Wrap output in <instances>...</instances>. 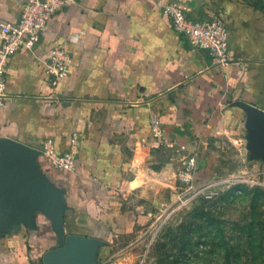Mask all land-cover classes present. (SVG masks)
Instances as JSON below:
<instances>
[{
	"label": "crops",
	"instance_id": "obj_1",
	"mask_svg": "<svg viewBox=\"0 0 264 264\" xmlns=\"http://www.w3.org/2000/svg\"><path fill=\"white\" fill-rule=\"evenodd\" d=\"M26 1L0 0V24L16 23ZM172 1L200 18L223 17L231 64L212 66L174 31L163 13ZM55 47L73 63L52 85L44 61ZM6 93L0 139L34 151L64 212L60 235L40 210L22 219L0 210V264H51L69 235L96 241L94 264H116L104 250L175 197L174 167L195 155L201 164L213 135L234 134L246 146L247 115L237 103L264 111V8L252 0H76L51 18L36 48L11 58ZM152 116L165 128L162 145ZM49 142L56 156L73 154L72 168L53 165Z\"/></svg>",
	"mask_w": 264,
	"mask_h": 264
},
{
	"label": "rangeland",
	"instance_id": "obj_2",
	"mask_svg": "<svg viewBox=\"0 0 264 264\" xmlns=\"http://www.w3.org/2000/svg\"><path fill=\"white\" fill-rule=\"evenodd\" d=\"M240 144L234 134L211 136L190 181L178 177L188 161L174 167L175 197L104 251L116 264H264V162Z\"/></svg>",
	"mask_w": 264,
	"mask_h": 264
},
{
	"label": "built area",
	"instance_id": "obj_3",
	"mask_svg": "<svg viewBox=\"0 0 264 264\" xmlns=\"http://www.w3.org/2000/svg\"><path fill=\"white\" fill-rule=\"evenodd\" d=\"M75 3L76 0H27L16 23L0 24V121L8 100L6 73L11 58L16 53L36 48L43 39L51 18ZM163 13L174 31L185 37L192 49L208 53L212 66L225 67L233 62L230 29L221 15L200 18L194 16L190 9L178 1L165 4ZM72 63L71 54L61 47H55L49 59L44 61L50 84L56 85L66 77ZM149 125L155 142L158 145L164 144L166 134L161 120L152 116ZM45 153L58 168L70 169L74 166L73 154L56 156L50 142L45 144ZM196 159V155L191 157L185 167L179 171L180 181H190Z\"/></svg>",
	"mask_w": 264,
	"mask_h": 264
},
{
	"label": "water",
	"instance_id": "obj_4",
	"mask_svg": "<svg viewBox=\"0 0 264 264\" xmlns=\"http://www.w3.org/2000/svg\"><path fill=\"white\" fill-rule=\"evenodd\" d=\"M246 112L247 149L254 158L264 161V111L237 103ZM0 210L17 219L31 218L35 210L49 217L58 233L63 221L62 195L41 177L34 151L23 143L0 139ZM96 241L69 235L62 247L50 253L51 264H94L91 250Z\"/></svg>",
	"mask_w": 264,
	"mask_h": 264
}]
</instances>
